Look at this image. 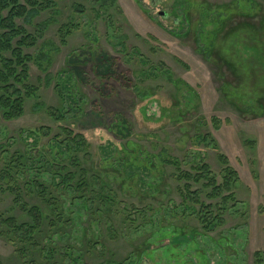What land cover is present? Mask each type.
I'll list each match as a JSON object with an SVG mask.
<instances>
[{"label":"rangeland","instance_id":"obj_1","mask_svg":"<svg viewBox=\"0 0 264 264\" xmlns=\"http://www.w3.org/2000/svg\"><path fill=\"white\" fill-rule=\"evenodd\" d=\"M56 1L50 23L52 10L16 19L36 39L23 49L39 90L0 116V264H257V252L264 264V0L232 15L207 57L168 31L185 0H116L101 15L95 0ZM221 154L238 203L206 230L182 211L177 176L205 162L222 183Z\"/></svg>","mask_w":264,"mask_h":264},{"label":"trees","instance_id":"obj_2","mask_svg":"<svg viewBox=\"0 0 264 264\" xmlns=\"http://www.w3.org/2000/svg\"><path fill=\"white\" fill-rule=\"evenodd\" d=\"M95 1H97L99 6L95 11L98 15H101L102 10H108L109 7L116 6L117 2L116 0ZM56 2V0H23V2L21 0H0V116L3 119L11 120L23 114L26 99L35 97L39 90L29 80L28 72V65L35 57L25 53L23 49L36 39L24 27L19 26L16 23V19L21 18L24 23L30 24L42 11L52 10L53 14L49 21L50 23L55 20L53 16L60 12ZM186 2H188L187 5L185 4ZM185 3H182L185 6V14L174 13L182 19H176L179 31H175V29L168 31L175 36H190L193 34L196 46H199V50L205 54V57L212 54V49L215 47L219 36L218 34L228 27L229 21L233 17L232 15H240L239 13L250 15L261 10L260 7L254 6L249 0H235L230 6L223 5L216 8H209L201 0H185ZM189 14L197 16L198 20L193 23ZM186 25V30L181 32ZM45 26H47V23H45ZM59 31L62 40H64L68 36L70 29L68 25H61ZM120 43L123 45V42ZM5 51L11 53L10 57L2 54ZM39 57L40 61H42L46 55L42 53ZM35 59L38 60L39 58ZM37 62L41 65L39 61ZM164 72L171 79L172 73L168 67H165ZM46 76V81L49 83V74ZM41 104L38 103L35 106L43 108ZM77 136L79 135L75 134L71 137V140L73 142L77 141ZM84 139L82 136L81 143H83ZM39 155L42 157L41 160H43L45 156L41 153ZM220 158L222 159L225 172L222 183L217 182L216 176L213 174L208 163L205 162L199 163L197 161L191 167L192 171L182 170L180 171V175L177 176L179 182H182L184 179L186 180L184 185H180L181 187L178 191L182 199L180 205L182 206V211L195 214L202 228L206 230L223 225L225 212L229 207L234 208L238 203L235 189L239 175L230 166L223 154L220 155ZM47 162H49V158ZM169 163L174 164L177 169H180L177 162L173 163V161H169ZM10 168H7L9 172L14 170L12 168L9 170ZM74 178H76L75 173L66 172L61 177V181L68 184ZM30 183L33 187L40 185L36 179L30 180ZM79 186H82V183H79ZM9 188L12 187L9 186ZM40 191H47V187L42 186ZM170 214L171 217L175 216L173 211ZM7 221L11 223V227L8 226L11 230L14 227L16 229L19 227L15 218L8 217ZM152 223H154L153 219ZM255 255L257 264H262L260 254L257 252Z\"/></svg>","mask_w":264,"mask_h":264},{"label":"water","instance_id":"obj_3","mask_svg":"<svg viewBox=\"0 0 264 264\" xmlns=\"http://www.w3.org/2000/svg\"><path fill=\"white\" fill-rule=\"evenodd\" d=\"M161 14H163V15H164L165 13H164V12H162Z\"/></svg>","mask_w":264,"mask_h":264}]
</instances>
